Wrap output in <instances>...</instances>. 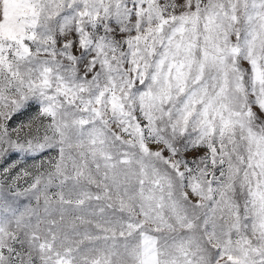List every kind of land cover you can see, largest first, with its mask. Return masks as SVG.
<instances>
[{"label": "snow or ice", "instance_id": "6c2138e0", "mask_svg": "<svg viewBox=\"0 0 264 264\" xmlns=\"http://www.w3.org/2000/svg\"><path fill=\"white\" fill-rule=\"evenodd\" d=\"M262 116L264 0H0V264H264Z\"/></svg>", "mask_w": 264, "mask_h": 264}, {"label": "rangeland", "instance_id": "374dc122", "mask_svg": "<svg viewBox=\"0 0 264 264\" xmlns=\"http://www.w3.org/2000/svg\"><path fill=\"white\" fill-rule=\"evenodd\" d=\"M77 54H78V53H77ZM244 67H248V66L245 64ZM256 111H257V113H258V115H259V110L256 109ZM32 114H34V113H33V111L30 109L29 112L26 113L24 116H21V117H19V118H17V119H14L13 123H14V124H19V123H22V122H26L27 119L29 118V116L32 115ZM261 118L264 119V116H262ZM52 154H54V153H52ZM199 154H203V151L201 150V152H200ZM48 155H49V153H44V154H42L41 156L36 157L35 160H34L32 157H27V158H23V157H22L21 159L26 163V165H29V166H30L31 164H33V163H35V162H38L39 159L44 158V157H46V156H48ZM189 158H191V157H189Z\"/></svg>", "mask_w": 264, "mask_h": 264}]
</instances>
